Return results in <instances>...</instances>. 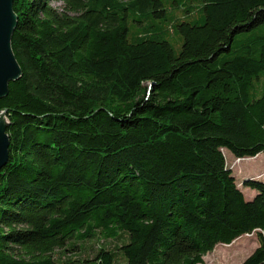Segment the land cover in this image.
I'll return each mask as SVG.
<instances>
[{
	"label": "trees",
	"instance_id": "16d2710c",
	"mask_svg": "<svg viewBox=\"0 0 264 264\" xmlns=\"http://www.w3.org/2000/svg\"><path fill=\"white\" fill-rule=\"evenodd\" d=\"M12 7L0 264H199L253 232L237 264H264V177L248 199L224 151H264V0Z\"/></svg>",
	"mask_w": 264,
	"mask_h": 264
},
{
	"label": "water",
	"instance_id": "95a60500",
	"mask_svg": "<svg viewBox=\"0 0 264 264\" xmlns=\"http://www.w3.org/2000/svg\"><path fill=\"white\" fill-rule=\"evenodd\" d=\"M13 0H0V98L8 92V82L18 78L21 68L11 48V37L16 24ZM3 122L0 124V168L8 160L9 136L6 132L5 110H0Z\"/></svg>",
	"mask_w": 264,
	"mask_h": 264
},
{
	"label": "rangeland",
	"instance_id": "374dc122",
	"mask_svg": "<svg viewBox=\"0 0 264 264\" xmlns=\"http://www.w3.org/2000/svg\"><path fill=\"white\" fill-rule=\"evenodd\" d=\"M54 6H59V2H53ZM227 162L233 166L232 152L231 150L224 148ZM264 161V151L262 155L255 159H248L243 161L245 166L247 165H261ZM264 177V171L260 173ZM239 175V174H238ZM240 179V178H239ZM251 187V186H250ZM259 245V237L257 232L244 234L231 243H219L214 250L209 251L203 255V262L199 264H237L243 261L257 246ZM80 252V248H76L72 251H67L66 255L76 254ZM86 252V250L84 251ZM123 264V263H122Z\"/></svg>",
	"mask_w": 264,
	"mask_h": 264
},
{
	"label": "crops",
	"instance_id": "0c3cea01",
	"mask_svg": "<svg viewBox=\"0 0 264 264\" xmlns=\"http://www.w3.org/2000/svg\"><path fill=\"white\" fill-rule=\"evenodd\" d=\"M233 156L231 157L233 160V166L231 165L230 167L233 169V173L235 174L240 188L243 190L245 193L246 197L248 199H251L254 197L256 194L257 190L253 187L247 186L243 184L244 180L247 178L255 177L259 178L262 177L260 173L264 171V161L260 165H247L245 166L243 164V161L248 160V159H255L259 156L262 155V152L258 153L255 156H250V157H237L236 155L232 154ZM239 174V175H238ZM240 178V179H239Z\"/></svg>",
	"mask_w": 264,
	"mask_h": 264
},
{
	"label": "bare ground",
	"instance_id": "6f19581e",
	"mask_svg": "<svg viewBox=\"0 0 264 264\" xmlns=\"http://www.w3.org/2000/svg\"><path fill=\"white\" fill-rule=\"evenodd\" d=\"M3 122V118H2V116H1V114H0V124Z\"/></svg>",
	"mask_w": 264,
	"mask_h": 264
}]
</instances>
